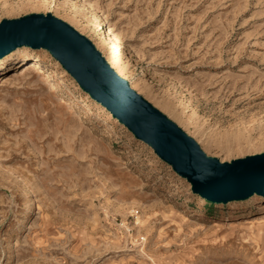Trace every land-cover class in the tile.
I'll return each instance as SVG.
<instances>
[{
	"label": "rangeland",
	"instance_id": "obj_1",
	"mask_svg": "<svg viewBox=\"0 0 264 264\" xmlns=\"http://www.w3.org/2000/svg\"><path fill=\"white\" fill-rule=\"evenodd\" d=\"M29 14L87 38L207 157L264 153V0H0V21ZM22 48L0 72V264H264V196L207 204Z\"/></svg>",
	"mask_w": 264,
	"mask_h": 264
},
{
	"label": "water",
	"instance_id": "obj_2",
	"mask_svg": "<svg viewBox=\"0 0 264 264\" xmlns=\"http://www.w3.org/2000/svg\"><path fill=\"white\" fill-rule=\"evenodd\" d=\"M45 50L89 100L189 185L206 203L264 196V153L220 163L119 77L93 44L51 14L0 21V58L18 48Z\"/></svg>",
	"mask_w": 264,
	"mask_h": 264
},
{
	"label": "bare ground",
	"instance_id": "obj_3",
	"mask_svg": "<svg viewBox=\"0 0 264 264\" xmlns=\"http://www.w3.org/2000/svg\"><path fill=\"white\" fill-rule=\"evenodd\" d=\"M95 22L98 24V26H100V23H101L100 21L96 19ZM104 44H108L110 47L114 46V38L111 33L106 32V38L104 40ZM25 50H28V49L18 48L14 52L7 54L3 56L2 58H0V72L7 69L8 68L7 66L9 63L13 64L16 60L21 58V53H23ZM39 62H40V58L37 55H34L33 59L31 60V63H28L27 65L24 66L25 67L24 72L34 70L37 67V63ZM79 98H80L81 104L84 107L88 109H91L93 107L90 101H88L85 97L81 96ZM256 198H263V196L258 197L257 195H255L253 199H256ZM238 204H241V201L230 203L229 206L238 205Z\"/></svg>",
	"mask_w": 264,
	"mask_h": 264
},
{
	"label": "trees",
	"instance_id": "obj_4",
	"mask_svg": "<svg viewBox=\"0 0 264 264\" xmlns=\"http://www.w3.org/2000/svg\"><path fill=\"white\" fill-rule=\"evenodd\" d=\"M208 204V203H207ZM209 205H211V204H209Z\"/></svg>",
	"mask_w": 264,
	"mask_h": 264
}]
</instances>
